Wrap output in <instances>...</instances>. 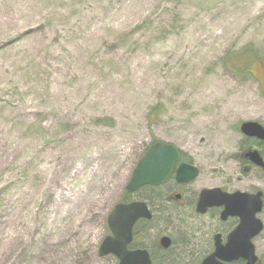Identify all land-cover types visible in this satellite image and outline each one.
Instances as JSON below:
<instances>
[{"label": "rangeland", "instance_id": "374dc122", "mask_svg": "<svg viewBox=\"0 0 264 264\" xmlns=\"http://www.w3.org/2000/svg\"><path fill=\"white\" fill-rule=\"evenodd\" d=\"M253 119L264 0H0V264H113L107 215L146 148L218 185Z\"/></svg>", "mask_w": 264, "mask_h": 264}, {"label": "flooded vegetation", "instance_id": "af4514ba", "mask_svg": "<svg viewBox=\"0 0 264 264\" xmlns=\"http://www.w3.org/2000/svg\"><path fill=\"white\" fill-rule=\"evenodd\" d=\"M244 121H255L264 130L262 120ZM242 123L237 129L238 145L232 152L233 168L222 183H198L200 168L193 157L174 145L178 159L163 183L143 185L132 193L124 191L120 202L145 203L152 215L134 223L129 251L147 252L150 264H203L206 260L208 264H247L245 257L252 246L255 264H264V254L258 253L257 245L264 238V137L241 131ZM181 165L196 168V175L179 180ZM204 191L213 195L206 196L199 206ZM258 222L260 230L256 233ZM107 229V236H111L108 225ZM229 243L234 250L216 253L217 245L226 247ZM109 256L113 264L119 263L115 254ZM225 256L237 259L225 262Z\"/></svg>", "mask_w": 264, "mask_h": 264}, {"label": "water", "instance_id": "95a60500", "mask_svg": "<svg viewBox=\"0 0 264 264\" xmlns=\"http://www.w3.org/2000/svg\"><path fill=\"white\" fill-rule=\"evenodd\" d=\"M241 131L249 135L256 134L264 137L263 128L255 121L243 122ZM178 155V149L174 145L165 141L154 142L148 147L147 151L133 168L131 177L125 186L126 192L132 193L147 184L154 186L163 183L165 178L170 174L172 167L178 159ZM196 173V168L181 165L177 177L179 180L186 181L188 176L194 177ZM208 195L211 196L213 194L210 191H204L202 193L199 206ZM225 196V198L232 197L231 195ZM151 216L145 203L139 201L116 203L107 216V225L112 234L102 239L98 248L99 255L106 256L113 253L118 258V264H150L147 252L140 250H135V252L129 251L127 245L132 241L131 235L134 223L142 218H151ZM256 229V233H258L260 230V222H258ZM225 246L217 245L216 253L224 252L225 249L226 251L234 250L232 249V243ZM250 252V255L245 257L248 260L247 264H255L257 257L254 256L252 246ZM222 259L226 262L237 258L225 256ZM209 262V260H206L203 264H208Z\"/></svg>", "mask_w": 264, "mask_h": 264}, {"label": "trees", "instance_id": "16d2710c", "mask_svg": "<svg viewBox=\"0 0 264 264\" xmlns=\"http://www.w3.org/2000/svg\"><path fill=\"white\" fill-rule=\"evenodd\" d=\"M243 57H246L245 59H249L250 60L251 58H254V57L257 58V55L256 54H254V55L251 54L250 56H248L247 54L243 53ZM125 196L127 198L128 194H126Z\"/></svg>", "mask_w": 264, "mask_h": 264}]
</instances>
